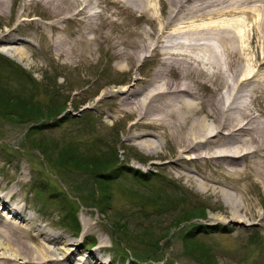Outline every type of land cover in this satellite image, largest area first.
Returning <instances> with one entry per match:
<instances>
[{
  "label": "rangeland",
  "instance_id": "1",
  "mask_svg": "<svg viewBox=\"0 0 264 264\" xmlns=\"http://www.w3.org/2000/svg\"><path fill=\"white\" fill-rule=\"evenodd\" d=\"M25 1L8 0L5 8L0 7V40L13 36L23 53L20 57L16 54L18 59H15L2 52L0 46V59H7L6 63L12 66L0 64V88L9 97H16L11 102L2 100L0 106L16 109L20 100L24 103L27 100L44 108L34 112L39 115L48 114L53 106L60 109L48 117L20 122L5 115L0 107L1 183L10 185L16 182V186L23 190L25 201H29L32 211L49 230L66 235L75 232L81 239V219L85 216L93 226L88 237L94 241L85 238L79 245L91 249L97 240L103 242L106 247L103 256L106 260L111 259L113 264H127L124 257H134V254L137 259L144 260L137 261V264H203L193 257L199 256L197 253L188 255L193 248L188 246L190 239L187 238L204 246L216 264H264V218L246 223L221 217L227 207L219 194L199 187L191 177L167 166L165 159L173 155L169 145H163L154 154L145 152L125 141L124 118L112 123L114 119L105 118L100 111L109 105V95L101 94L104 86L125 85L124 82L111 81L102 84L126 75L112 53L110 38L135 36L140 40L134 31L152 30V19L148 21V18L161 19L168 8L167 3L152 0L148 11L133 5L123 14L119 25L108 23L102 28L104 35L94 30L91 54L85 52L76 61L68 63L57 55L54 39L60 36L63 43L72 41L78 36L82 23L62 20L58 22L62 27L58 30L49 25L52 17L48 16L44 5H27ZM85 3L90 11L110 7L105 0H85ZM26 9L27 13L20 15ZM233 17L242 18L243 15ZM120 20L118 17L117 23ZM246 27H250L249 21ZM76 45L83 48V43L76 42ZM151 67L152 61L145 60L140 66V75ZM260 72L264 74V68ZM109 132L110 137H107ZM100 137L111 144L106 148L116 147L120 160V166L105 178L106 185L96 172H78L63 162L55 163L56 152H41L46 145H54L56 151L61 152L64 147L69 149V142L84 149V144ZM84 151L85 155H92L86 148ZM147 158L154 162H146ZM198 165L204 166L201 162L191 163L189 169H197ZM134 169L147 175L134 172ZM21 175L24 180L18 181ZM195 177H199L198 174L195 173ZM100 186H103L102 191ZM249 190L254 203L252 211L260 216L264 213V190L260 185ZM106 191L108 204L102 197ZM194 205L205 207V216H187L189 208ZM69 206L75 208L76 213L68 212ZM2 212L6 213L5 210ZM217 217L223 219L218 222ZM123 220L125 224L121 227L118 223ZM77 221L79 229L72 230V227L77 229ZM143 227L151 232L152 237L140 235ZM138 231L139 238L135 236ZM187 232L192 233L184 236ZM142 240H149L152 247L143 244ZM204 263L207 264V260L204 259Z\"/></svg>",
  "mask_w": 264,
  "mask_h": 264
},
{
  "label": "bare ground",
  "instance_id": "2",
  "mask_svg": "<svg viewBox=\"0 0 264 264\" xmlns=\"http://www.w3.org/2000/svg\"><path fill=\"white\" fill-rule=\"evenodd\" d=\"M7 1L0 0L1 9ZM105 1L110 7L91 11L85 0L25 3L44 5L52 17L49 25L58 30L62 20L82 23L72 39L75 42L63 43L60 36L54 39L57 55L72 63L85 52L92 53L94 30L104 35L102 28L108 23L119 25L133 5L142 11L152 7V0ZM164 1L168 8L163 17L148 18L153 29L134 31L140 40L110 38L112 53L126 75L102 84L125 85L104 86L101 94L109 95V105L100 111L114 119L112 123L124 118L125 141L145 152L154 154L169 145L173 155L165 159L167 166L219 194L227 207L221 217L246 223L261 220L264 213L259 216L252 211L249 189L260 185L264 190V74L260 72L264 68V0ZM239 14L243 17H233ZM15 40L9 35L0 40V46L18 59L15 55L23 53ZM76 42L83 43V48H77ZM145 60L152 61V67L141 76ZM199 162L204 166L189 169V164ZM19 180H24L23 175ZM1 181L0 264H113L103 256V242L96 239L91 249L79 245L85 238L94 241L88 237L93 226L85 216L81 239L75 232L49 230L16 182Z\"/></svg>",
  "mask_w": 264,
  "mask_h": 264
},
{
  "label": "trees",
  "instance_id": "3",
  "mask_svg": "<svg viewBox=\"0 0 264 264\" xmlns=\"http://www.w3.org/2000/svg\"><path fill=\"white\" fill-rule=\"evenodd\" d=\"M5 61V62H4ZM0 59V64L1 65H6L11 66V63H6L8 62L7 59L5 60ZM7 96V97H6ZM16 97H9L7 93H4L2 89L0 88V103L2 100L7 102H11L15 99ZM19 99V98H17ZM27 103H24L20 100L18 102L16 109L14 107H8V106H0L2 107L3 113L7 116H9L11 119H14L15 121H25L29 118H41V117H48L50 115L55 114L60 107L58 106H53L50 108V112L48 114H41L39 115L38 113H34L37 110L44 109L41 107L38 103L36 102H29L27 100H24ZM61 103V102H60ZM62 106V105H61ZM20 109V110H19ZM22 111V113H21ZM25 111L26 113H23ZM43 111V110H42ZM69 149L67 147H64L61 152L56 151V147L54 145H46L42 147L41 152L44 150H49L50 152L54 151L56 152V160L55 163L63 162L66 164L68 167L72 169L78 170V172H84L88 174H92L96 172V175H100V178L103 183L105 184V178H108V173L110 171H114L115 168L117 167V150L112 146L110 148H103L99 149L96 152H89L92 154L91 156L85 155L84 149H82L80 146H76L73 142H69ZM107 169H110L108 172H106ZM143 175H147L144 174ZM106 185V184H105ZM100 191L103 190V186L99 187ZM107 194L108 191H106L105 195H103V199L107 200ZM165 199L168 197L166 195H162ZM189 214L187 216L191 217H197V216H204L205 213V207H202L201 205H194L193 207L189 208ZM125 224V220L121 221V224L118 223L119 226L123 227ZM137 226V225H136ZM117 228V227H116ZM143 229L142 232H140V235L145 236V237H152V235L145 229V227L141 228ZM120 231V230H119ZM123 232V231H122ZM139 231L137 232L136 237L139 238ZM187 235V234H186ZM143 244H145L148 247H152V244L149 240H142L141 241ZM190 247L193 248V250H189V254H194L197 253L199 256H193L197 260L201 261L204 263V259L207 260V264H216L215 261L207 254V251L204 249V246H201L200 243L197 240H194L190 238L189 240V245ZM193 254V255H194ZM206 264V263H204Z\"/></svg>",
  "mask_w": 264,
  "mask_h": 264
}]
</instances>
